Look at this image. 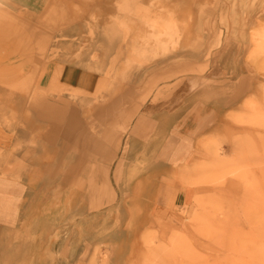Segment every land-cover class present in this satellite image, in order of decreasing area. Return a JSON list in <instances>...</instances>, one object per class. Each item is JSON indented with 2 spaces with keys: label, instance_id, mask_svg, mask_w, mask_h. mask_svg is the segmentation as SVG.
Wrapping results in <instances>:
<instances>
[{
  "label": "rangeland",
  "instance_id": "rangeland-1",
  "mask_svg": "<svg viewBox=\"0 0 264 264\" xmlns=\"http://www.w3.org/2000/svg\"><path fill=\"white\" fill-rule=\"evenodd\" d=\"M40 11L0 24V125L13 136L0 174L53 169L18 229L0 227V264L51 259L53 245L34 247L47 237L54 254L62 239L78 254L91 244V263L264 264V0H43ZM51 61L86 62L94 87H46ZM159 92L214 112L207 129L193 122L189 163L151 179L162 195L136 201V186H111L107 151Z\"/></svg>",
  "mask_w": 264,
  "mask_h": 264
},
{
  "label": "crops",
  "instance_id": "crops-1",
  "mask_svg": "<svg viewBox=\"0 0 264 264\" xmlns=\"http://www.w3.org/2000/svg\"><path fill=\"white\" fill-rule=\"evenodd\" d=\"M42 2L43 0H0L1 10L10 17L0 18V24L4 23L3 19L11 23L16 22L17 24L19 22L21 24L29 22L31 16L41 12ZM96 81V72L90 70L86 62L76 64L67 61L49 62L43 70L40 79V83H43L46 87L56 88L57 86H62L63 88L69 87L79 90L92 89ZM189 81L194 82L193 79ZM185 82H181L180 88L177 90H185L186 85H182ZM177 94V92H173V95L168 97L165 93L159 92L154 97L149 98L132 116L127 127V132L123 135L124 142L119 147L117 143H114L109 151H107L111 154L108 159L109 170L111 171L109 182L118 193L124 186L133 185V187H137L134 193L140 195V197L134 198V200L142 202L156 201L157 196L162 195L158 185L162 186L165 183H151V179L158 180L160 177L166 176L168 171L173 169L174 165L175 167H181L183 164L189 163L193 145L199 138L191 130L193 122H199L200 120L199 130L207 129L211 126L210 122L214 110L212 105L208 104V99L199 96L192 97L193 93L183 97L179 106L172 107V104L174 103L175 105V101L178 99ZM186 99L192 101L191 108H183ZM35 113L36 115L38 114L37 110ZM202 122L204 126L201 125ZM73 129H75V125H69L67 133L71 134ZM12 138L13 136L0 125L1 150L5 151L7 143H11L9 139ZM2 146L4 147L3 149ZM4 163L0 162V165L3 166L5 165ZM144 163H151V165L144 166ZM151 166L155 169L151 174L138 170H148ZM52 169L53 167H50L46 163L43 167L37 165L31 167L28 173L25 169L19 168V172H14L13 176L7 173L0 174V227L18 229L14 224L11 226V223H16L18 218L24 216L26 211H24L22 206L25 201H28V195H31L34 188L38 187L39 182L40 187L49 185L50 181L48 179L50 174L48 170ZM36 170H39L41 173L36 172ZM43 170L46 172H42ZM135 171L136 173L133 176L132 174ZM37 174H40L41 178L47 177V181H39L38 177H36ZM128 178H132L133 182L130 180L125 182ZM64 179H68V177H63L62 175V180L64 181ZM150 184L155 186L152 192ZM36 191L38 192V190ZM129 192L126 190L122 193L128 194ZM49 198L46 197L45 200L48 201ZM185 200L186 190L184 189L177 190L172 197L173 204L179 203L180 205ZM41 239L34 246L37 249L41 246L43 247L45 242L48 247L50 244L54 247L56 243L50 242L48 237ZM62 243L61 249L56 254H54V248L52 247L53 254L51 259L39 262L37 259L35 264H100L97 261L91 263V244L89 245L85 242L82 251L78 254L79 243L69 242V238L62 239Z\"/></svg>",
  "mask_w": 264,
  "mask_h": 264
}]
</instances>
